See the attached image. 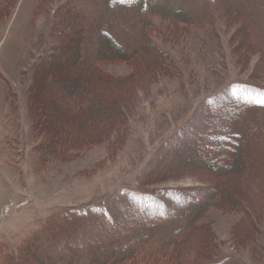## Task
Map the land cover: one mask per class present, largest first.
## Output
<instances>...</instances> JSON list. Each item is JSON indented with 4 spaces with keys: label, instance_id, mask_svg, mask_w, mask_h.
I'll use <instances>...</instances> for the list:
<instances>
[{
    "label": "rangeland",
    "instance_id": "374dc122",
    "mask_svg": "<svg viewBox=\"0 0 264 264\" xmlns=\"http://www.w3.org/2000/svg\"><path fill=\"white\" fill-rule=\"evenodd\" d=\"M76 3L79 6L74 11ZM174 6L188 9L191 25L172 16L153 17L142 24L144 32L149 33L148 41L166 49V60L172 66L145 77L148 67L155 64L151 57L104 63L102 70L110 78L126 81L113 86L110 93L117 104L116 117L105 127H101L104 119H99L100 127L97 121H89L85 131L93 129L96 134L89 137L75 132L73 118L68 117L61 124L62 141L47 147L55 136L53 126L59 122L49 121L51 112L57 115L59 108L64 110L72 104L59 92L52 93L55 89H47L53 106L37 127L30 105L33 75L47 54L63 41L57 37L59 33L75 29L76 14L86 11L87 18L95 22L98 14L105 13L104 23L110 24V13L105 12L101 0H0L1 251H17L59 211L99 204L116 192H121L122 199L134 200L139 216L147 219L151 215L153 222H166V217L148 204L149 197H139L137 191L198 186L205 181L192 173L179 175L182 168L165 177H154L149 167L163 155L165 142L200 111L202 101L211 94L231 98L228 104L242 106L236 112L242 113L241 119H246V111L254 115L263 109L264 94L258 84L264 88V0H182ZM257 6L263 7L261 13ZM252 8V13L260 14L256 20L248 13ZM246 20L249 25H245ZM132 33H120L126 45L141 44L139 32ZM58 64L60 61L56 83H61L65 69ZM52 83L47 82L49 88H53ZM262 131L259 142L264 145V126ZM72 136L77 142L73 146L64 141V137ZM185 146L177 166H187L191 171L203 159L193 152L192 145ZM259 148L253 149V156L244 162L246 168L252 169L256 161L264 162V151ZM167 166L164 162L163 168ZM250 172L240 175L234 184L240 193L236 196L248 209L210 207L196 222L203 228L197 237L209 233L213 243L221 246L217 259H223L216 264H264V251L258 249L260 243L264 248V201L257 196V182L246 183ZM252 191L263 207L261 214L256 211V201L246 196ZM169 217L182 219L173 212ZM251 218L257 228L246 235L254 238L252 233L261 234L257 247L249 241L234 242L239 236L236 228ZM242 235L240 240L245 239ZM42 263L39 260L36 264Z\"/></svg>",
    "mask_w": 264,
    "mask_h": 264
},
{
    "label": "trees",
    "instance_id": "16d2710c",
    "mask_svg": "<svg viewBox=\"0 0 264 264\" xmlns=\"http://www.w3.org/2000/svg\"><path fill=\"white\" fill-rule=\"evenodd\" d=\"M172 1L176 0H101L105 12L110 13V24L104 23L105 13L98 14V19L93 22L87 18L86 11H82L76 14L75 29L59 33L57 37L63 41L54 47L53 53L47 54L35 71L31 84L33 96L30 98V105L37 127L44 122L41 120L43 116H49L48 108L53 106L48 90L55 89L52 93L59 92L68 104H72L64 110L59 108L57 115L51 112L53 119L49 116V121L59 122L58 126H53L52 132L56 137L54 136L53 141L50 139L47 147L62 141L61 124L68 117L73 118L71 121L76 126L75 132H82L88 137L96 135L93 129L85 131L89 121L104 119L106 121H102L101 127H105L109 126L107 122L110 119L116 117L117 104L110 93L113 86L123 85L126 81L110 78L102 70L104 63L151 57L155 64L148 67L145 77L159 70L163 71V68L168 70L172 66V62L166 60V49L157 42H149V33L144 32L142 27L145 21L160 16L178 17L180 21L191 25L193 21L188 16V9L174 6L182 3V0L178 3ZM77 6L78 3L74 4L72 9L75 11ZM256 8L261 13L263 7ZM253 10L255 8L248 13L256 20L260 14L252 13ZM82 24L86 27L81 28ZM245 25H249L248 20ZM122 31L130 36H133L132 31H138L139 39L143 42L133 46L126 45L120 34ZM57 61H60L59 68L61 66L65 69L61 83H56ZM52 80L53 88H49L47 82ZM237 84L249 86L245 82ZM258 87L264 94L262 85L258 84ZM230 100L232 99H220L218 93L205 98L197 115L194 113L165 142L161 155L163 157L158 156L156 162L149 167L154 177H165L172 170L182 168V171L177 172L179 175L192 173L205 181L198 186L142 188L137 191L139 197H149L148 204L157 208V214L166 217V222H153L151 215L147 219L139 216L134 200L122 199L121 192H116L107 195L99 204L64 209L52 215L43 228L25 240L17 251L0 250V264H36L39 260H43L42 264H216L222 261L223 257L217 259L221 246L213 243L211 234L197 237L203 232L202 226L196 224L197 220L210 207L248 209L236 196L239 188L234 186L240 175L248 171H251V176L246 179V183L255 180L259 191L257 196L264 201V162H254L252 169L246 168L244 164L253 156V149L260 147L264 151V145L259 142L263 134L264 107L258 113L254 112V115L246 111V119H241L242 113L236 112L242 106L228 104ZM220 108H224L225 112L219 113ZM227 112L229 113L226 114ZM98 126L100 127V122ZM93 128L96 129V126ZM80 136L78 133V138ZM64 141L71 146L77 143L75 136L64 137ZM187 143L203 159L191 171L187 166H177V161L181 160L186 151ZM164 162L168 164L166 168H163ZM258 172H262V175L259 176ZM124 195L128 198L127 194ZM237 195L240 196V193ZM255 195L252 191L246 196L256 201V211L261 214L264 210ZM172 212L182 216V219L169 217ZM251 220L252 218L236 228L239 236L234 242L249 241L250 245L258 246L260 233H252L254 238L246 235L251 232V228L256 227ZM168 225L171 229L167 228ZM165 229L169 231L166 232ZM241 235L244 240L239 239ZM258 249L264 251L261 243Z\"/></svg>",
    "mask_w": 264,
    "mask_h": 264
}]
</instances>
